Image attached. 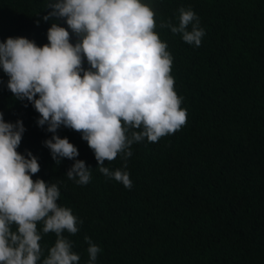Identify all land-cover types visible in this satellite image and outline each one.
<instances>
[{
	"label": "trees",
	"instance_id": "16d2710c",
	"mask_svg": "<svg viewBox=\"0 0 264 264\" xmlns=\"http://www.w3.org/2000/svg\"><path fill=\"white\" fill-rule=\"evenodd\" d=\"M142 2L156 12L155 31L173 58L186 124L158 142L131 146V189L103 175L81 134L61 126L56 134L92 168L90 182L79 185L66 175L74 161H53L43 143L52 133L37 125L31 102L13 96L0 68V112L26 129L17 151L38 158L32 179L58 184V204L82 220L75 235L65 232L79 264L89 259L85 236L101 249L96 264H264V0ZM48 3L0 0V42L23 36L47 44ZM181 7H191L205 29L199 47L160 27L166 20L178 24ZM55 22L68 28L63 19ZM82 66L89 67L86 58ZM122 162L118 154L105 166L114 170ZM54 243V233L43 235L38 264Z\"/></svg>",
	"mask_w": 264,
	"mask_h": 264
},
{
	"label": "clouds",
	"instance_id": "9594fccd",
	"mask_svg": "<svg viewBox=\"0 0 264 264\" xmlns=\"http://www.w3.org/2000/svg\"><path fill=\"white\" fill-rule=\"evenodd\" d=\"M46 8L42 19H53L47 44L37 46L23 36L0 42L7 87L16 99L31 102L39 113L37 125L52 133L43 143L53 161H74L66 171L69 180L89 183L92 168L76 159L78 149L67 137L56 134L61 126L81 134L103 175L131 189L126 170L131 146L145 138L158 142L187 122L182 97L174 90L173 58L155 31L156 12L142 0H49ZM59 19L67 29L55 22ZM160 27L182 34L195 47L205 36L191 7L179 9L178 24L166 20ZM25 130L20 119L7 122L0 112V264H38L44 255L40 241L48 233L55 234V243L42 264H79L65 232L75 235L82 220L58 204V184L32 179L40 171L38 158L27 149L26 155L17 151ZM118 154L122 166L106 167L105 161ZM84 240L86 264H96L101 249L91 238Z\"/></svg>",
	"mask_w": 264,
	"mask_h": 264
}]
</instances>
